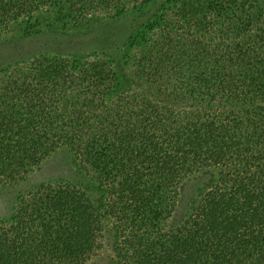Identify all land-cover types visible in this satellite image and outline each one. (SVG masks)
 <instances>
[{"label":"trees","instance_id":"trees-1","mask_svg":"<svg viewBox=\"0 0 264 264\" xmlns=\"http://www.w3.org/2000/svg\"><path fill=\"white\" fill-rule=\"evenodd\" d=\"M7 29L0 186L68 146L105 203L31 188L0 221V264H264V0H0ZM204 168L214 181L175 224Z\"/></svg>","mask_w":264,"mask_h":264},{"label":"rangeland","instance_id":"rangeland-1","mask_svg":"<svg viewBox=\"0 0 264 264\" xmlns=\"http://www.w3.org/2000/svg\"><path fill=\"white\" fill-rule=\"evenodd\" d=\"M128 13L134 14V11H128ZM20 34V31L16 32L15 30L9 29L0 33V66H5L10 62L8 55L19 45L18 42H21L19 39L21 37ZM75 36L79 37L77 43L86 42L87 45L92 43L87 42L89 39L90 41L97 39V37L93 38L89 33L87 35L81 34ZM51 37L55 38L54 36ZM59 37L67 41L71 38L63 32ZM44 39L45 37L36 38L32 41L24 40V42H27L25 43L27 50H24V55L26 56L41 47V42ZM85 49L89 50L88 47ZM214 179L215 171L212 168L194 171L183 179L180 186L178 203L173 215L175 224H180L186 220L198 199L209 188ZM47 183L75 185L88 195L96 207L102 208L105 203V198L99 183L81 170L75 152L68 146H62L44 159L25 179L13 184L0 186V221H8L12 218L14 204L19 195L35 186ZM107 223L105 247L110 252L118 238V228L112 218Z\"/></svg>","mask_w":264,"mask_h":264}]
</instances>
